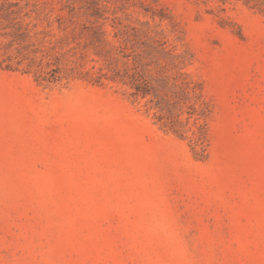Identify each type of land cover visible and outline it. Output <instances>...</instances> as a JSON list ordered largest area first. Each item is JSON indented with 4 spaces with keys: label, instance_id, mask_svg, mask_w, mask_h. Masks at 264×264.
Masks as SVG:
<instances>
[{
    "label": "rangeland",
    "instance_id": "374dc122",
    "mask_svg": "<svg viewBox=\"0 0 264 264\" xmlns=\"http://www.w3.org/2000/svg\"><path fill=\"white\" fill-rule=\"evenodd\" d=\"M0 60V264H264V0H0Z\"/></svg>",
    "mask_w": 264,
    "mask_h": 264
},
{
    "label": "trees",
    "instance_id": "16d2710c",
    "mask_svg": "<svg viewBox=\"0 0 264 264\" xmlns=\"http://www.w3.org/2000/svg\"><path fill=\"white\" fill-rule=\"evenodd\" d=\"M2 65H3V61L0 60V66H2ZM7 66L10 67V65H7ZM54 72L57 73L58 71L56 70ZM55 73L53 75H55ZM53 75L51 78L48 79L49 81H55L58 79L57 76H53ZM43 79H45V78H43ZM137 89H138V92H141L143 95L150 93V90L146 84L145 85L144 84L143 85H140V84L137 85Z\"/></svg>",
    "mask_w": 264,
    "mask_h": 264
}]
</instances>
